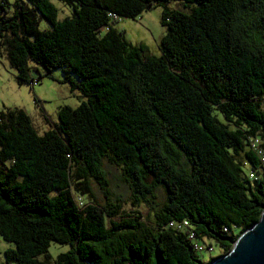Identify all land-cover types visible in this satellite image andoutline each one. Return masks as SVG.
<instances>
[{"label":"trees","instance_id":"obj_1","mask_svg":"<svg viewBox=\"0 0 264 264\" xmlns=\"http://www.w3.org/2000/svg\"><path fill=\"white\" fill-rule=\"evenodd\" d=\"M58 1L70 17L58 20L50 0H0V57L16 84L32 81V66L60 69L86 98L41 134L23 110L0 111V238L13 246L4 263L227 255L264 208V0ZM172 1L187 13L163 10L159 56L111 24ZM104 161L121 171L131 209L111 192ZM189 233L221 254L204 261ZM52 242L69 249L52 260Z\"/></svg>","mask_w":264,"mask_h":264},{"label":"rangeland","instance_id":"obj_2","mask_svg":"<svg viewBox=\"0 0 264 264\" xmlns=\"http://www.w3.org/2000/svg\"><path fill=\"white\" fill-rule=\"evenodd\" d=\"M50 2L57 9L58 20L71 16V9L68 6L58 0H50ZM165 8L169 11L187 13V10L179 2L172 1L167 4L155 5L134 20L118 18L111 24L123 33L130 44L134 46L142 45L146 48L148 55L159 56L158 44L166 33V28L162 25V13ZM38 28L39 30H47L50 29V26L39 20ZM32 67L37 69V71L34 69L30 71L32 81L29 84L17 85L15 72L8 67L5 59L0 57V111L14 108L23 110L29 116L37 133L41 134L47 129L53 128L58 122L57 113L61 107L76 108L85 102L86 98L78 90L71 91L69 84L63 82L64 74L60 69L46 73L39 66ZM37 75L41 77L38 78ZM103 167L110 181L111 192L122 201L123 209H131L129 205V188L122 180L121 171L117 167L109 165L106 161L103 162ZM93 187L98 200L102 201L101 192L96 186ZM157 199L159 202L164 199L161 190L157 191ZM139 211L148 222V209L141 206ZM210 243L213 252L210 254L207 251L199 253L204 261L221 254L218 246L213 241H210ZM12 247V244L4 242L0 238V264H5L2 252ZM68 249L69 246L67 245L52 242L47 249V253L54 260L60 253H64Z\"/></svg>","mask_w":264,"mask_h":264},{"label":"water","instance_id":"obj_3","mask_svg":"<svg viewBox=\"0 0 264 264\" xmlns=\"http://www.w3.org/2000/svg\"><path fill=\"white\" fill-rule=\"evenodd\" d=\"M209 264H264V208L259 221L238 237L230 252Z\"/></svg>","mask_w":264,"mask_h":264},{"label":"built area","instance_id":"obj_4","mask_svg":"<svg viewBox=\"0 0 264 264\" xmlns=\"http://www.w3.org/2000/svg\"><path fill=\"white\" fill-rule=\"evenodd\" d=\"M257 145H258L257 140H254L253 143H252V147L257 151L258 155H260L262 157V151L257 148ZM262 160H263V158H262ZM250 177L252 178L253 174H250ZM169 226L180 230V229H183V228L187 227L188 226V222L187 221H182L180 223L171 222L169 224ZM188 237H189L190 240H192L193 247H194V249L197 252L201 253V252L207 251L209 254L211 252H213L212 245H206V244H203V243H200V242L196 241L195 238H194L193 233H189Z\"/></svg>","mask_w":264,"mask_h":264}]
</instances>
